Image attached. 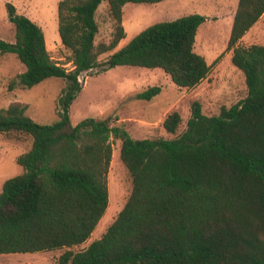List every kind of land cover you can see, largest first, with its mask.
I'll use <instances>...</instances> for the list:
<instances>
[{"label":"trees","instance_id":"1","mask_svg":"<svg viewBox=\"0 0 264 264\" xmlns=\"http://www.w3.org/2000/svg\"><path fill=\"white\" fill-rule=\"evenodd\" d=\"M102 1L58 2L59 35L72 69L52 58L35 20L6 4L15 40L0 37V53L15 54L25 66L10 87L30 88L51 77L66 83L53 123L36 121L20 101L0 109V134L30 140L17 158L23 171L6 179L0 192V253L65 248L59 264H264V45L239 44L264 14V0L238 1L227 43L244 72L247 96L211 115L194 100L182 131V115L172 110L163 126L174 137L142 139L112 117L73 123L80 75L117 65L160 67L180 88H192L212 70L195 50L208 17L194 12L155 22L119 47L125 4L163 0H107L113 30L108 41L96 43ZM161 91L153 85L135 96L152 100ZM112 139L121 142L131 194L100 238L74 250L108 208Z\"/></svg>","mask_w":264,"mask_h":264},{"label":"rangeland","instance_id":"2","mask_svg":"<svg viewBox=\"0 0 264 264\" xmlns=\"http://www.w3.org/2000/svg\"><path fill=\"white\" fill-rule=\"evenodd\" d=\"M60 0H0V37L15 40L13 23L9 20L6 4L17 7L35 20L44 30L48 49L53 59L67 69L70 51L62 44L58 30V2ZM238 0H163L156 3L128 2L124 6V27L128 41L149 25L172 20L189 13L209 15L199 30L196 51L204 54L212 70L207 78L192 88H180L171 76L160 67L117 65L103 70L99 67L80 75L82 89L71 104L73 123L87 117H112L115 124L123 125L137 139L164 136L172 138L163 126L166 114L178 110L183 118L179 131L186 127L191 116V103L199 100L205 114H218L222 106H231L247 96L248 88L244 72L233 64L231 51L227 49L231 33L232 15ZM99 31L96 43L108 41L113 30V21L107 12V0L97 10ZM260 32L258 43H264V20L254 28ZM112 51L99 56L105 61ZM220 56L217 62H214ZM214 62V63H213ZM25 70L23 63L13 53H0V109L20 101L27 105L26 113L40 123L50 124L58 119V97L66 81L51 77L30 88H11V81ZM162 85V91L152 100L136 98L135 94L148 86ZM114 154L109 171L110 200L107 210L83 244L72 247L85 248L92 240L100 238L115 220L132 191V178L120 159L118 139H112ZM30 146V140L8 139L0 134V192L3 182L20 174L23 167L17 162L20 154ZM65 248L0 253V264H59V256Z\"/></svg>","mask_w":264,"mask_h":264},{"label":"crops","instance_id":"3","mask_svg":"<svg viewBox=\"0 0 264 264\" xmlns=\"http://www.w3.org/2000/svg\"><path fill=\"white\" fill-rule=\"evenodd\" d=\"M239 1V0H238ZM237 5H238V2H236V9H237ZM236 9H235V11H234V13H233V15L231 16L232 17V24H233V20H234V15H235V12H236ZM204 15V14H203ZM208 18H207V20H210L209 19V15H206ZM206 20V21H207ZM264 20V14L261 16V18L245 33V35L242 37V39L240 40V42H239V44H241V45H244V46H248V45H250V44H254V43H257V44H263L264 45V43H258L257 42V39L260 37V32L258 31H256L254 28H255V26H257V24H259L260 22H262ZM205 21V22H206ZM204 22V23H205ZM232 24H231V28H232ZM202 25V24H201ZM200 28V27H199ZM199 32H200V30L198 29V32H197V37H196V42L198 41V39H199ZM132 38V37H131ZM130 38V39H131ZM129 39V40H130ZM128 40V41H129ZM228 40H229V38H228ZM46 41H47V39H46ZM128 41H125V40H122L121 42H120V44H119V47H121L122 45H124L126 42H128ZM196 42H195V47H196ZM47 45H48V42H47ZM48 47V46H47ZM118 47V48H119ZM195 50H196V48H195ZM231 51V58H232V54H233V51L232 50H230ZM199 53V52H198ZM201 54V53H200ZM203 56H204V54H202ZM205 57V56H204ZM74 124H76V123H74ZM113 160V159H112Z\"/></svg>","mask_w":264,"mask_h":264}]
</instances>
